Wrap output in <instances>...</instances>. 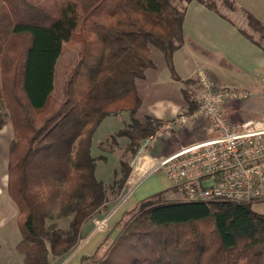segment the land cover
<instances>
[{"label": "trees", "instance_id": "1", "mask_svg": "<svg viewBox=\"0 0 264 264\" xmlns=\"http://www.w3.org/2000/svg\"><path fill=\"white\" fill-rule=\"evenodd\" d=\"M184 20L172 0H0V131L9 125L13 134L6 191L19 212L23 264L63 262L84 239V225L119 198L131 167L118 187L99 181L93 136L104 119L128 112L137 133L119 135L130 138L135 157L160 127L149 116L143 125L133 118L142 104L139 82L155 67L153 51L174 69ZM73 44L77 59L56 96V67ZM198 83L185 81L188 113L197 109ZM253 203L157 193L111 228L101 257L102 245L81 264H264V213ZM69 216L66 231L52 222Z\"/></svg>", "mask_w": 264, "mask_h": 264}, {"label": "crops", "instance_id": "2", "mask_svg": "<svg viewBox=\"0 0 264 264\" xmlns=\"http://www.w3.org/2000/svg\"><path fill=\"white\" fill-rule=\"evenodd\" d=\"M201 6L197 7L196 10L198 11V21H192L190 24L187 21L184 26L185 45L176 51V63L182 70V74L175 73L176 78L181 81V87L178 90L179 97H176L177 100L174 101L167 97L168 91L165 92L160 89L155 92V88L154 91L152 85H148L144 102L139 110L141 111L145 106H153L161 102H163L162 104H170L168 107L163 106L154 109L152 107V110L150 109L146 113L158 123L171 120L179 114L188 113L192 109L193 97L190 99L186 96L189 91L185 81H199L198 74L203 71L216 88L229 87L251 94L249 99H237L223 104V114L230 124H241L247 119L264 122V30L252 27L249 22L238 26V24L221 15L219 9L212 10L204 4ZM245 11L252 14L264 27V17L260 16L262 7H253ZM187 18L185 16L184 22ZM196 44H200L201 47L197 49L194 47ZM171 76L175 78L173 74ZM192 89L195 91V86ZM153 92L156 95L154 99L156 103L149 99ZM218 135L219 133L206 120H198L190 127H181L169 133L168 137L160 140L157 147L150 150L147 155H140L138 151L132 161L131 174L122 189L119 203L115 206L113 204L106 215L104 214L103 220L107 219L108 228L114 227L123 213L134 208L138 202L157 193L168 191L169 196L172 195L171 193L175 196L178 195L174 199H184V195H180L182 191L173 187L163 172H150V166L155 159L165 152L172 153L183 146L203 143L216 138ZM12 140L13 136H0V158H2L0 168L6 187ZM191 140L193 144L189 142ZM101 217L102 215L84 225L83 231L86 237L96 228V221L102 219ZM101 242L102 240L98 243L94 241L89 245V248L96 243L95 247L98 248ZM77 264H81L80 258Z\"/></svg>", "mask_w": 264, "mask_h": 264}, {"label": "built area", "instance_id": "3", "mask_svg": "<svg viewBox=\"0 0 264 264\" xmlns=\"http://www.w3.org/2000/svg\"><path fill=\"white\" fill-rule=\"evenodd\" d=\"M198 77L197 109L162 123L142 144L140 155H147L150 148L178 128L206 120L219 133L216 138L163 153L153 161L150 172H163L189 202L264 201V122L247 119L232 125L222 111L225 102L249 99L251 94L216 88L203 71Z\"/></svg>", "mask_w": 264, "mask_h": 264}, {"label": "rangeland", "instance_id": "4", "mask_svg": "<svg viewBox=\"0 0 264 264\" xmlns=\"http://www.w3.org/2000/svg\"><path fill=\"white\" fill-rule=\"evenodd\" d=\"M173 4L180 10L185 11V16L188 17L184 22V26L189 24L192 21H198L197 7L203 5L197 0H172ZM207 2H214L216 8L220 10L221 15L226 19L233 21L234 23L243 25L245 22H249L247 12L245 10H250L253 7H262V13L260 16L264 17V0H205ZM201 8H204L201 6ZM197 12V13H196ZM200 44H196L194 47L199 49ZM79 46L76 44L66 45L63 49L62 55L58 61L56 67V80H55V95L60 96L61 90L63 87L64 80L66 75L71 68L72 64L76 61L78 55ZM174 69L166 67L164 56L159 51H153L151 54L152 60L155 64L153 69H150L146 73V79L139 82V90L141 93L142 103L144 102V97L146 96V91L148 85H152V90L155 88V92L164 90L167 92V97L177 100L176 97H179L178 90L181 87L180 79L172 78V73L182 74V70L178 63H176L177 52L174 53ZM208 77V76H207ZM199 80V77H198ZM153 81V83H151ZM1 82V77H0ZM161 83V86H160ZM199 86V83H198ZM198 86H195L197 89ZM186 87V86H185ZM200 87V86H199ZM183 88V85H182ZM155 92L150 95L149 99L151 102H155ZM148 94V93H147ZM150 94V93H149ZM159 97V96H157ZM154 104L153 106H145L142 110L138 111L133 118L139 123L144 124L146 122V113L148 110L154 108L168 107L170 104ZM151 107V108H150ZM184 114V113H182ZM181 115V114H179ZM177 115V116H179ZM264 115V114H263ZM176 116V117H177ZM175 118V117H174ZM169 121V120H168ZM166 122V121H165ZM132 119V115L128 112L120 113L117 115L109 116L102 121L98 127L95 135L93 136L92 143V155L98 157L97 168H96V177L99 181L104 182L106 185L112 186L116 185L118 187L119 183L123 180L126 174L127 166L131 167L132 161L134 159V154L130 149V138L126 136L119 135L121 131H128L130 133L136 134L135 124ZM164 123V122H163ZM11 134V135H10ZM0 136H13L10 126H6L0 132ZM148 137V136H147ZM147 137L144 139L142 144L145 142ZM160 142V141H159ZM159 142L150 150H153L157 147ZM193 144L192 140L189 141ZM141 144V146H142ZM141 148V147H140ZM140 151V149H139ZM2 162V158H0ZM132 169V168H131ZM0 168V264H23V256L17 251V245L22 240V233L18 225V208L15 203L10 199L6 191L4 176L2 175ZM131 174V172H130ZM130 176V175H129ZM129 178V177H128ZM116 190V189H115ZM112 200H115L112 196V192L109 193ZM170 197L175 198V194L171 193ZM184 195L183 192H180V195ZM121 195V194H120ZM120 196L115 200L113 206L119 203ZM112 208V206L110 207ZM253 208L261 213H264V201H257L253 203ZM120 214V213H119ZM125 213H123L122 217ZM106 215V213H105ZM102 219L96 221V228L89 234L85 236L81 244L62 262V264H77L79 258L82 260L84 256L94 253L97 248L95 245L100 242L101 249L97 252L98 258L101 257L105 250L107 249L110 241L105 242V236L111 231V228H108L107 219ZM57 216V212H56ZM121 217V219H122ZM73 216L62 217L52 222H56V225L61 230H68L69 224ZM120 219V220H121ZM51 224V221L49 222ZM93 237V238H92ZM97 242L94 246L89 248V245L92 242ZM96 249V250H95ZM71 260L70 262H68ZM68 262V263H67ZM55 264V263H54ZM57 264V263H56ZM60 264V263H58Z\"/></svg>", "mask_w": 264, "mask_h": 264}]
</instances>
